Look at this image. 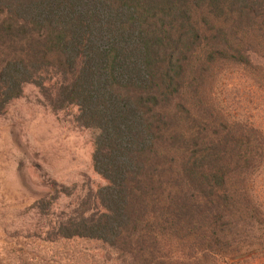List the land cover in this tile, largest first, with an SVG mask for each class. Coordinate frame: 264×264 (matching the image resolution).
<instances>
[{
    "label": "trees",
    "instance_id": "1",
    "mask_svg": "<svg viewBox=\"0 0 264 264\" xmlns=\"http://www.w3.org/2000/svg\"><path fill=\"white\" fill-rule=\"evenodd\" d=\"M229 67L264 82V0H0V116L28 85L55 113L76 107L107 181L54 219L73 189L35 202L43 239L100 244L118 264L264 252L248 242L264 227V135L219 105Z\"/></svg>",
    "mask_w": 264,
    "mask_h": 264
},
{
    "label": "rangeland",
    "instance_id": "2",
    "mask_svg": "<svg viewBox=\"0 0 264 264\" xmlns=\"http://www.w3.org/2000/svg\"><path fill=\"white\" fill-rule=\"evenodd\" d=\"M239 72L229 67L215 79L217 101L230 121L248 122L264 135V82L250 74L240 79ZM36 93L34 86H26L23 97L0 116V264H118L107 259L100 244L43 239L49 221L31 209L35 202L55 195L52 188L73 189L74 196L55 198L54 219L81 192L107 181L93 165L92 131L74 122L78 109L55 113L39 103ZM251 185L252 199L264 214V161ZM260 228L248 241L255 248H264ZM222 264H264V252L243 251Z\"/></svg>",
    "mask_w": 264,
    "mask_h": 264
}]
</instances>
